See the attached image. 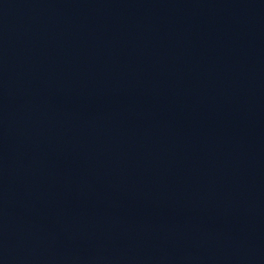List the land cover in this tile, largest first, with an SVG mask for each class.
<instances>
[{"label": "water", "instance_id": "obj_1", "mask_svg": "<svg viewBox=\"0 0 264 264\" xmlns=\"http://www.w3.org/2000/svg\"><path fill=\"white\" fill-rule=\"evenodd\" d=\"M0 264H264V0H0Z\"/></svg>", "mask_w": 264, "mask_h": 264}]
</instances>
